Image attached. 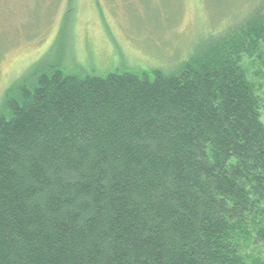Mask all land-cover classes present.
Masks as SVG:
<instances>
[{"label": "trees", "instance_id": "1", "mask_svg": "<svg viewBox=\"0 0 264 264\" xmlns=\"http://www.w3.org/2000/svg\"><path fill=\"white\" fill-rule=\"evenodd\" d=\"M0 264H264V0L173 70L7 88Z\"/></svg>", "mask_w": 264, "mask_h": 264}, {"label": "rangeland", "instance_id": "2", "mask_svg": "<svg viewBox=\"0 0 264 264\" xmlns=\"http://www.w3.org/2000/svg\"><path fill=\"white\" fill-rule=\"evenodd\" d=\"M257 2L0 0V107L7 88L34 69L173 70Z\"/></svg>", "mask_w": 264, "mask_h": 264}]
</instances>
